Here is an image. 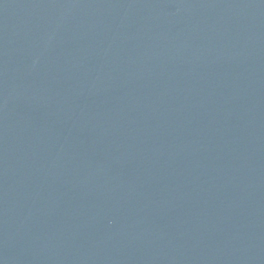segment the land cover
Here are the masks:
<instances>
[{"label":"water","instance_id":"obj_1","mask_svg":"<svg viewBox=\"0 0 264 264\" xmlns=\"http://www.w3.org/2000/svg\"><path fill=\"white\" fill-rule=\"evenodd\" d=\"M0 264H264V0H0Z\"/></svg>","mask_w":264,"mask_h":264}]
</instances>
